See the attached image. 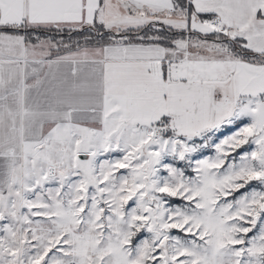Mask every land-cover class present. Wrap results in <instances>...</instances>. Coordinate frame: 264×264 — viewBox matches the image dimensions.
<instances>
[{
  "label": "snow or ice",
  "instance_id": "6c2138e0",
  "mask_svg": "<svg viewBox=\"0 0 264 264\" xmlns=\"http://www.w3.org/2000/svg\"><path fill=\"white\" fill-rule=\"evenodd\" d=\"M0 264H264V0H0Z\"/></svg>",
  "mask_w": 264,
  "mask_h": 264
}]
</instances>
